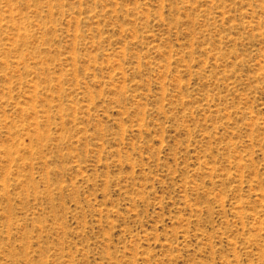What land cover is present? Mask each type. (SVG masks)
Listing matches in <instances>:
<instances>
[{"label": "rangeland", "instance_id": "1", "mask_svg": "<svg viewBox=\"0 0 264 264\" xmlns=\"http://www.w3.org/2000/svg\"><path fill=\"white\" fill-rule=\"evenodd\" d=\"M0 264H264V0H0Z\"/></svg>", "mask_w": 264, "mask_h": 264}]
</instances>
